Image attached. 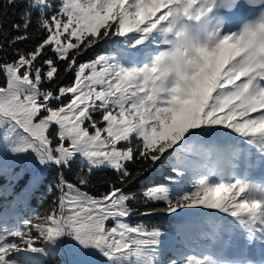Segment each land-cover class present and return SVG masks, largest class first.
<instances>
[{"label": "snow or ice", "instance_id": "snow-or-ice-1", "mask_svg": "<svg viewBox=\"0 0 264 264\" xmlns=\"http://www.w3.org/2000/svg\"><path fill=\"white\" fill-rule=\"evenodd\" d=\"M0 175V264H264V0H0Z\"/></svg>", "mask_w": 264, "mask_h": 264}, {"label": "trees", "instance_id": "trees-1", "mask_svg": "<svg viewBox=\"0 0 264 264\" xmlns=\"http://www.w3.org/2000/svg\"><path fill=\"white\" fill-rule=\"evenodd\" d=\"M11 15V13H9ZM32 43H22L19 45L21 48L32 47ZM106 45L101 44L99 48H97L94 52H91L85 59L94 58L98 53L104 51ZM72 76L69 75L65 79V83L70 82ZM25 166V163H20L15 166L13 172H19L22 167ZM78 171V169L73 170V172H67L66 177L68 179H74V172ZM31 173L27 172L25 176L19 181H12L11 185L9 182V178L6 176L0 175V189H3L4 186L10 185L13 193H19L24 185L27 183L28 177ZM157 179H163L162 173L156 174ZM116 176L115 173L111 172L110 170H103V171H96L92 176V184L94 187H90L89 191L92 192H99L104 191L108 186L109 180H115ZM152 177L142 178L139 182H137L134 186L130 185L126 191L131 190L135 191L143 186L150 184L152 182ZM55 183V173L45 174V178L41 186L33 191L31 198L28 199L26 202H22L18 205V208L21 210L22 214L25 216H34L36 213L41 212L43 209L49 208L51 206L53 200V192L49 191L52 184ZM119 186V185H117ZM13 199L12 196L8 197L10 201ZM4 197L0 195V202H3ZM162 206V205H161ZM143 210V209H142ZM131 223H143L148 227H160L161 229L168 230L171 226V221L168 217L165 216L163 213H157L152 216L142 217V216H134L131 219ZM66 259L63 255L57 256L55 260V264H65Z\"/></svg>", "mask_w": 264, "mask_h": 264}]
</instances>
